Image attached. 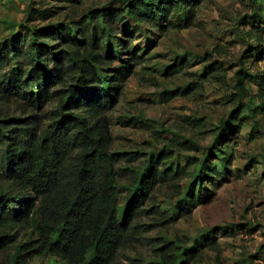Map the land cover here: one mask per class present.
<instances>
[{
  "label": "rangeland",
  "instance_id": "obj_1",
  "mask_svg": "<svg viewBox=\"0 0 264 264\" xmlns=\"http://www.w3.org/2000/svg\"><path fill=\"white\" fill-rule=\"evenodd\" d=\"M129 1L0 0V62L6 64L5 52L13 50L26 75L30 33L80 21L91 40L103 46V53L111 50L101 72L115 88L105 116L112 135L110 151L120 154V215L151 157L159 154L158 170L180 168L173 180L157 182L143 205L148 211L132 218L146 230L139 241L118 250L115 264H154L164 241L188 248L196 239H209L214 245L204 247L189 264L264 262V111L252 112L247 106L264 107V91L257 83L264 74V0H156L164 2L166 13L155 23L127 19L111 36L91 33V14ZM95 22L102 24L99 18ZM254 33L262 39L250 37ZM217 65L223 71L214 70ZM242 67L249 74V95L242 99L246 108L240 127L219 136L217 126L236 104L233 74ZM66 81L54 87L58 92L41 108L33 109L42 120L41 129L70 111L84 114L81 108L70 109L64 90L72 82ZM22 108L19 101L0 99V109L11 116L25 115ZM203 162L218 164V175L195 179ZM192 181L197 204L180 214L179 199ZM15 237L8 254L36 234L29 226ZM29 264L59 262L44 254L35 255Z\"/></svg>",
  "mask_w": 264,
  "mask_h": 264
},
{
  "label": "trees",
  "instance_id": "obj_2",
  "mask_svg": "<svg viewBox=\"0 0 264 264\" xmlns=\"http://www.w3.org/2000/svg\"><path fill=\"white\" fill-rule=\"evenodd\" d=\"M165 13L163 1L130 0L122 7L91 14L88 23L92 34L100 31L111 36L127 19L155 23ZM97 18L101 19L100 27ZM250 37L262 39L256 33ZM102 47L91 40L80 21L56 23L30 33V54L24 60L26 75L15 51H9L11 55L5 52L6 64L0 62V99L21 102L25 114L11 116L0 109V264H29L32 257L44 254L59 264H115L118 250L139 241L146 230L132 218L148 211L143 205L157 182L173 180L180 173L178 166L158 170L159 154L151 157L148 168L131 187L128 204L120 215V154L110 151L112 135L105 116L115 88L101 72V65L111 58V50L103 53ZM119 52L116 49L115 53ZM4 65H10L7 72ZM213 69L224 68L217 65ZM233 75L236 104L217 126L219 136L239 130L241 112L246 108L242 99L249 95V74L242 67ZM66 80L72 82L64 90L70 109L81 108L84 114L70 111L41 129L42 120L33 109L41 108L50 95L58 92L54 87L66 85ZM257 83L262 93L264 74ZM247 106L252 112L264 111L263 105ZM231 158L230 153L228 161L222 163L223 169ZM218 173V164L203 162L196 169L195 179ZM195 194L192 181L179 199L180 214L196 206ZM29 226L36 238L18 243L8 254L9 243ZM213 245L209 239H196L188 248L164 241L154 264H189L204 247Z\"/></svg>",
  "mask_w": 264,
  "mask_h": 264
},
{
  "label": "built area",
  "instance_id": "obj_3",
  "mask_svg": "<svg viewBox=\"0 0 264 264\" xmlns=\"http://www.w3.org/2000/svg\"><path fill=\"white\" fill-rule=\"evenodd\" d=\"M260 264H264V262H261Z\"/></svg>",
  "mask_w": 264,
  "mask_h": 264
}]
</instances>
